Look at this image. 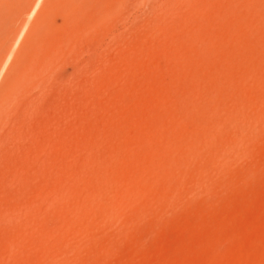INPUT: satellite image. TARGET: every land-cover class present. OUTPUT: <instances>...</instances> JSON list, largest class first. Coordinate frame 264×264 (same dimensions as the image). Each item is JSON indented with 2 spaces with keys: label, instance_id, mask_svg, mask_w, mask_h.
I'll use <instances>...</instances> for the list:
<instances>
[{
  "label": "rangeland",
  "instance_id": "obj_1",
  "mask_svg": "<svg viewBox=\"0 0 264 264\" xmlns=\"http://www.w3.org/2000/svg\"><path fill=\"white\" fill-rule=\"evenodd\" d=\"M0 264H264V0H0Z\"/></svg>",
  "mask_w": 264,
  "mask_h": 264
}]
</instances>
